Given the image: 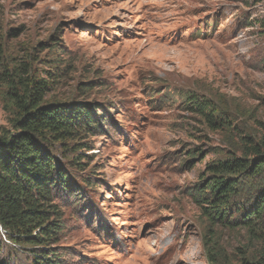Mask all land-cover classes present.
Returning <instances> with one entry per match:
<instances>
[{"label": "rangeland", "instance_id": "374dc122", "mask_svg": "<svg viewBox=\"0 0 264 264\" xmlns=\"http://www.w3.org/2000/svg\"><path fill=\"white\" fill-rule=\"evenodd\" d=\"M41 78L43 102L86 103L102 122L52 203L65 264H264V241L211 225L190 196L241 135L264 140V0H0V133L13 92ZM24 243L0 225V264H35Z\"/></svg>", "mask_w": 264, "mask_h": 264}, {"label": "trees", "instance_id": "16d2710c", "mask_svg": "<svg viewBox=\"0 0 264 264\" xmlns=\"http://www.w3.org/2000/svg\"><path fill=\"white\" fill-rule=\"evenodd\" d=\"M46 83L45 78L26 79L13 92L17 112L0 133V225L30 247L35 264H65L60 250L52 247L62 232V226L53 223L59 210L52 203L56 194L76 188L70 166L83 170L84 163L80 156L70 163V152L86 148L85 134L99 131L102 122L86 103L70 107L43 102ZM187 100L211 127L226 125L211 101L192 94ZM70 140H75L71 146ZM238 146L209 163L190 196L211 225L246 228L252 239L264 241V140L241 135ZM236 264L258 263L242 259Z\"/></svg>", "mask_w": 264, "mask_h": 264}]
</instances>
